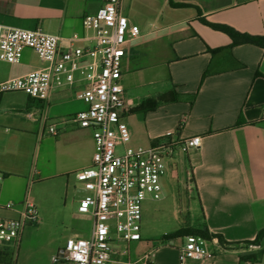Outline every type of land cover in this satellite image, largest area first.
Returning a JSON list of instances; mask_svg holds the SVG:
<instances>
[{
  "label": "crops",
  "instance_id": "0c3cea01",
  "mask_svg": "<svg viewBox=\"0 0 264 264\" xmlns=\"http://www.w3.org/2000/svg\"><path fill=\"white\" fill-rule=\"evenodd\" d=\"M172 1L190 7H172L170 0H122V12L141 28L123 62L124 121L133 145L148 146L172 134L181 139L200 136L201 146L178 154L175 165H169L164 179L168 195L144 203L142 239L130 245L128 254L122 253L126 245L118 243L110 264H178L188 234L167 236L203 228L228 246L220 252L212 244V260L191 264H264V239L246 245L264 229V48L235 45L230 36L203 22L264 37V0ZM102 5L103 0H0V24L40 29L67 46L73 35L85 34L84 17ZM33 56L26 50L20 65L0 63V82L43 67ZM83 88L80 83L55 91L46 101L27 96L25 115L5 109L9 95L23 93L2 97L0 154L13 146L15 152H30L31 169L9 175L0 165L5 176L0 181V217L18 218L17 211L3 206L20 207L31 198L26 189L50 180L63 187L62 214L72 225L80 215L82 193L75 174L92 164V132L68 123L58 126L55 137L49 125L87 109L78 98ZM40 217L38 226L43 224ZM88 232H72L66 239ZM252 255L256 261L246 259Z\"/></svg>",
  "mask_w": 264,
  "mask_h": 264
},
{
  "label": "built area",
  "instance_id": "2783aa9c",
  "mask_svg": "<svg viewBox=\"0 0 264 264\" xmlns=\"http://www.w3.org/2000/svg\"><path fill=\"white\" fill-rule=\"evenodd\" d=\"M122 0H103L95 14L83 19V36L73 35L67 46L61 38L43 30H25L0 24V63L20 65L26 50L33 51L43 64L24 76L0 82V101L6 94L23 93L46 101L58 90L83 83L78 94L87 109L49 125L52 136L59 125L76 124L90 130L95 143L92 164L76 172L82 193L78 213L92 218L87 235L72 234L55 261L69 264H110L124 243L123 254L142 239L143 207L147 200L165 198L163 181L178 154L201 146V137L181 139L167 134L153 144L133 145L124 121L127 104L121 84L123 62L129 46L141 36V28L122 12ZM1 130V128H0ZM4 175L0 174V181ZM17 211L18 218L0 217V251L18 253L26 229L40 223L38 206L27 197ZM225 250L216 238L187 235L179 251L178 264L208 261L215 251Z\"/></svg>",
  "mask_w": 264,
  "mask_h": 264
},
{
  "label": "rangeland",
  "instance_id": "374dc122",
  "mask_svg": "<svg viewBox=\"0 0 264 264\" xmlns=\"http://www.w3.org/2000/svg\"><path fill=\"white\" fill-rule=\"evenodd\" d=\"M32 60L38 61V57L33 56ZM28 101L29 98L25 94L9 95L5 109L25 115ZM9 149L10 152L6 155L0 154V165L11 171L9 175L27 174L31 169L30 152H15L14 146ZM62 190L63 187L60 186L58 180L46 181L25 190V196L30 193L32 201L38 206L43 217V224L28 227L30 228L28 235L23 240L18 253L0 251V264H69L55 261L57 254L64 246L67 235L72 232L86 233L90 230L92 218L83 215L75 216L73 226L72 219L62 214L64 209ZM167 190V188L164 190L165 196L166 193L168 195ZM35 230H37L35 234L31 233ZM249 246L247 245V247ZM54 249H56V253L52 258Z\"/></svg>",
  "mask_w": 264,
  "mask_h": 264
},
{
  "label": "trees",
  "instance_id": "16d2710c",
  "mask_svg": "<svg viewBox=\"0 0 264 264\" xmlns=\"http://www.w3.org/2000/svg\"><path fill=\"white\" fill-rule=\"evenodd\" d=\"M170 4L172 7H175V8H188V7H190V5H188V4H176L172 0H170ZM203 22L205 24L211 26L215 30L221 31V32L227 34L228 36H230L235 45L253 44V45L260 46V47L264 48V37L241 34L240 32L236 31L235 29H233L229 26L212 25L205 20H203ZM184 233H187L188 235H200V236H202L208 240H211L212 238L217 237V238H219L221 244H223L225 247L228 246V244L223 240V238L221 236H215V235L211 234L207 228H203L201 230H196V231L179 230V231H176V232L170 234L169 236H167V238H175V237L183 235ZM262 239H264V229H261L259 231L257 238L253 242H246V245H257L262 241ZM243 259H245V258H243ZM246 259H248L249 261H256L257 256L252 255L250 257H247Z\"/></svg>",
  "mask_w": 264,
  "mask_h": 264
}]
</instances>
